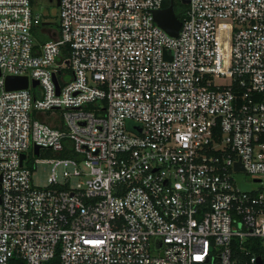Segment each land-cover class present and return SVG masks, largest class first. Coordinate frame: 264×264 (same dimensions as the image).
<instances>
[{
	"label": "built area",
	"instance_id": "2783aa9c",
	"mask_svg": "<svg viewBox=\"0 0 264 264\" xmlns=\"http://www.w3.org/2000/svg\"><path fill=\"white\" fill-rule=\"evenodd\" d=\"M178 1L0 0V264H264V0Z\"/></svg>",
	"mask_w": 264,
	"mask_h": 264
},
{
	"label": "rangeland",
	"instance_id": "374dc122",
	"mask_svg": "<svg viewBox=\"0 0 264 264\" xmlns=\"http://www.w3.org/2000/svg\"><path fill=\"white\" fill-rule=\"evenodd\" d=\"M177 7L181 9L182 6H180V2L176 1ZM58 12L59 7L56 4H49L47 0H34L33 5V13L34 15H41L43 17V20L50 23H55L57 28L58 23ZM43 28L41 29H35L34 35L40 36V38L44 41L54 40L50 35H46L42 32ZM45 30V29H44ZM43 30V31H44ZM51 113H43V117H49ZM63 114L60 111H57L55 113L54 120L58 123H63ZM45 152H43V155ZM62 156L58 153H50L49 157H42V158H35L31 154L28 161H37V159H46V160H53V159H60ZM53 164L51 163H38L36 164V170L33 174L32 180L33 184L36 186L43 187L47 184L48 178L52 174ZM61 168H59V172H61ZM237 187L244 192H251L254 189H256L258 186L254 182V178L250 175H248L245 172H237L234 173Z\"/></svg>",
	"mask_w": 264,
	"mask_h": 264
},
{
	"label": "water",
	"instance_id": "95a60500",
	"mask_svg": "<svg viewBox=\"0 0 264 264\" xmlns=\"http://www.w3.org/2000/svg\"><path fill=\"white\" fill-rule=\"evenodd\" d=\"M171 4L168 8L163 9L155 13L156 23L170 36L177 37L182 26V22L178 19L175 8L174 0H170ZM184 4L188 2L183 1ZM57 6H60V0H57ZM1 75V70H0ZM38 82L35 81L33 85H37ZM57 84V81H56ZM29 87L28 77H7L5 89L8 91L27 89ZM36 155H39V149L36 148ZM25 159V156H22V161ZM236 169L243 171V166L241 163L236 164Z\"/></svg>",
	"mask_w": 264,
	"mask_h": 264
},
{
	"label": "trees",
	"instance_id": "16d2710c",
	"mask_svg": "<svg viewBox=\"0 0 264 264\" xmlns=\"http://www.w3.org/2000/svg\"><path fill=\"white\" fill-rule=\"evenodd\" d=\"M176 1L177 0H174V5H175L176 13H177L178 17L181 20H183V15L182 14L185 12L186 7H185V5H182L181 3H180V6H182V8L185 7V9H181V8L177 7ZM33 3H34V0H33ZM170 4H171V1L170 0H165L164 5H165L166 8H168L170 6ZM15 264H24V262L17 261ZM45 264H61L60 256H56L54 259H52L51 261H49V262H47Z\"/></svg>",
	"mask_w": 264,
	"mask_h": 264
},
{
	"label": "flooded vegetation",
	"instance_id": "af4514ba",
	"mask_svg": "<svg viewBox=\"0 0 264 264\" xmlns=\"http://www.w3.org/2000/svg\"><path fill=\"white\" fill-rule=\"evenodd\" d=\"M49 4H57V0H47Z\"/></svg>",
	"mask_w": 264,
	"mask_h": 264
}]
</instances>
